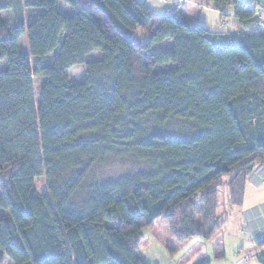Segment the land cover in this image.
Instances as JSON below:
<instances>
[{
    "label": "trees",
    "instance_id": "1",
    "mask_svg": "<svg viewBox=\"0 0 264 264\" xmlns=\"http://www.w3.org/2000/svg\"><path fill=\"white\" fill-rule=\"evenodd\" d=\"M58 2L78 11L64 15ZM204 5L221 21L232 9L236 31L202 26ZM25 10L40 13L26 23ZM166 42L171 49H156ZM76 66L85 76L73 84ZM118 161L135 168L92 178ZM259 166V0H184L162 14L138 0H0V264H148L142 231L159 219L180 241H209L222 228L218 185L228 177L240 207ZM254 257L264 264V252Z\"/></svg>",
    "mask_w": 264,
    "mask_h": 264
},
{
    "label": "rangeland",
    "instance_id": "2",
    "mask_svg": "<svg viewBox=\"0 0 264 264\" xmlns=\"http://www.w3.org/2000/svg\"><path fill=\"white\" fill-rule=\"evenodd\" d=\"M144 1V0H138ZM264 5V0H259ZM183 0H150L151 12L162 14L167 11L168 7H175L181 4ZM149 6V5H148ZM58 9L64 15H71L78 11V8L58 2ZM258 8V12H259ZM40 10L30 11L25 10V21L30 22ZM226 17L221 21V14L213 8L204 5L200 11L198 22L206 27L211 32H234L238 25L234 18L232 9L228 8L225 11ZM2 16L8 21L12 22V14L10 12L3 13ZM137 35L147 42V33L141 29L137 30ZM157 50L171 49V43L166 42L163 45L156 46ZM20 51L28 53L27 41L24 36L20 40ZM100 57L99 53H93L87 56L86 60H96ZM38 64L51 63V58L38 61L31 58V64L36 66ZM172 65L156 68V71H168ZM85 76L84 66H76L69 70L70 81L75 84L83 80ZM41 82L35 81L36 95L39 96ZM180 125L174 122L170 125L171 131H178ZM264 166H259L258 169H263ZM135 168L131 162H113L109 163L103 168H97L92 174V178H99L100 176L112 177L121 175V173ZM37 188L39 192H44V180L42 178L37 180ZM215 220L217 219L222 226L218 229L215 236L211 240L206 241L201 238H190L186 241L178 240L177 235L173 232L172 227L166 220L159 219L150 228L142 231L143 238L139 248V254L148 264H260L254 256L257 253L264 252V247L257 251L256 244L252 241L251 235L256 230H264V214L260 219L253 220L247 224L245 215L255 211L260 205H264V188L256 190L252 185L247 184L244 203L240 207L233 206L229 194V178L224 177L218 185L216 191ZM202 207V206H201ZM251 210V211H250ZM197 221L203 222L202 212L199 207L197 209ZM3 211L0 212V215ZM175 223V222H174ZM176 228V227H175ZM253 253V254H252ZM253 256V257H252ZM3 264H12L8 259H4Z\"/></svg>",
    "mask_w": 264,
    "mask_h": 264
},
{
    "label": "crops",
    "instance_id": "3",
    "mask_svg": "<svg viewBox=\"0 0 264 264\" xmlns=\"http://www.w3.org/2000/svg\"><path fill=\"white\" fill-rule=\"evenodd\" d=\"M144 1H147L149 7L151 8L150 0H144ZM203 8H204V6L202 7V9ZM199 14H198V19L200 18ZM248 184L252 185L254 187V189H256L257 191L261 190L262 188H264V168L263 169H258L257 171H255L252 174V176L249 178ZM263 214H264V205H260L255 211H253V209H252V211L250 213H249V210H248L246 215H245L246 223L249 224L253 220L260 219L263 216ZM262 221L264 223L263 219H262ZM251 239L256 244V246H257L258 243L264 242V230H259V229L256 230L251 235ZM261 249H263V247L257 248V251L261 250Z\"/></svg>",
    "mask_w": 264,
    "mask_h": 264
}]
</instances>
